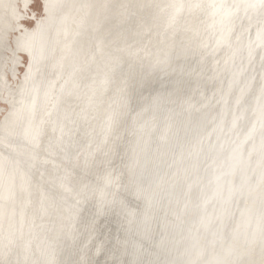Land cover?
<instances>
[{
	"label": "bare ground",
	"instance_id": "obj_1",
	"mask_svg": "<svg viewBox=\"0 0 264 264\" xmlns=\"http://www.w3.org/2000/svg\"><path fill=\"white\" fill-rule=\"evenodd\" d=\"M38 1L0 0V262L262 264L261 10L224 37L169 0Z\"/></svg>",
	"mask_w": 264,
	"mask_h": 264
},
{
	"label": "snow or ice",
	"instance_id": "obj_2",
	"mask_svg": "<svg viewBox=\"0 0 264 264\" xmlns=\"http://www.w3.org/2000/svg\"><path fill=\"white\" fill-rule=\"evenodd\" d=\"M49 7L57 8L59 5H44V9L47 11ZM157 9L160 10L161 13L165 14L166 17V25L169 28L174 27L179 19L184 16L186 13L190 14L194 11H201L207 14L213 20V26L217 23L216 17H220V31L224 35V37L230 36L232 33V22L234 17L239 13L241 9L245 12L249 8H259L261 10V14L264 15V0H257L255 3H247V2H237V0H233V3H227V0H169L168 3L165 4H157L155 5ZM107 19V17H105ZM63 22V20L61 21ZM101 24L98 23L97 27L99 28ZM251 27V25H249ZM256 38L260 41V46L264 47V25H261L257 29ZM222 41H217V43H221ZM261 71L264 72V58H262L261 63ZM261 93L264 95V86L261 88ZM23 103V102H22ZM45 116L51 117L52 112L45 113ZM37 112H36V104L35 100L31 101L30 104V120L28 126L23 131V139L28 143L32 144L34 148H39L41 137L43 135L42 126L46 123V120L43 116L40 117L39 123L34 124L33 121L36 120ZM261 118L264 120V105L261 106ZM58 121H53L54 128L57 126ZM61 132H63V126L61 125ZM13 135L12 132H8L3 141L0 143H4L5 147H12V144L9 142L8 137ZM51 148V146H50ZM37 153L33 154V159L37 157ZM46 163L48 161H45ZM5 186L6 190L9 194V197L19 196L23 197L25 195H31V192L26 188L21 187L19 192L14 191L15 189V175L14 173H8L5 177ZM67 191H72L71 188L66 189ZM79 203V201H77ZM94 223V221H93ZM12 243L11 240L8 241V245ZM8 245H5L7 248ZM262 246H264V241H262ZM0 264H11L9 261L0 262ZM134 264H156L153 261H143L137 260ZM216 264H225V262H216ZM264 264V262H262Z\"/></svg>",
	"mask_w": 264,
	"mask_h": 264
},
{
	"label": "water",
	"instance_id": "obj_3",
	"mask_svg": "<svg viewBox=\"0 0 264 264\" xmlns=\"http://www.w3.org/2000/svg\"><path fill=\"white\" fill-rule=\"evenodd\" d=\"M243 11H244L243 9H242V11L240 10L239 12H241V13L239 14V16H238L237 18H236V16L234 17V19H235V20H233L234 22L236 21V19H239L240 17H241V20L244 19L243 16H242V15H243ZM245 13H247V11H246ZM158 119H160V117H159V118L157 117V120H158ZM127 136H128V137H132V134H128ZM174 239H175V238H174Z\"/></svg>",
	"mask_w": 264,
	"mask_h": 264
},
{
	"label": "rangeland",
	"instance_id": "obj_4",
	"mask_svg": "<svg viewBox=\"0 0 264 264\" xmlns=\"http://www.w3.org/2000/svg\"><path fill=\"white\" fill-rule=\"evenodd\" d=\"M32 5L35 7V8H39V1L38 0H32Z\"/></svg>",
	"mask_w": 264,
	"mask_h": 264
}]
</instances>
